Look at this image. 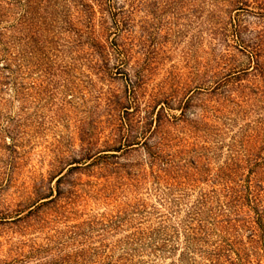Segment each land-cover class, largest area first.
Instances as JSON below:
<instances>
[{"label":"rangeland","instance_id":"rangeland-1","mask_svg":"<svg viewBox=\"0 0 264 264\" xmlns=\"http://www.w3.org/2000/svg\"><path fill=\"white\" fill-rule=\"evenodd\" d=\"M83 1L0 94V264H210L194 210L264 135V0Z\"/></svg>","mask_w":264,"mask_h":264},{"label":"trees","instance_id":"trees-1","mask_svg":"<svg viewBox=\"0 0 264 264\" xmlns=\"http://www.w3.org/2000/svg\"><path fill=\"white\" fill-rule=\"evenodd\" d=\"M73 2L80 13L85 9L88 18L91 7L84 5L83 0ZM52 5H55L53 0H0V94L10 88L17 91L24 57L22 45L28 35L36 46L42 44L45 33L59 34L55 26L57 19L48 12ZM261 9L264 10V4ZM40 10L44 11L43 16L39 15ZM70 31L77 33L73 26ZM238 32L239 27L235 31L237 39ZM92 42L93 47L100 48ZM241 132L242 140L230 150L226 170L221 169L215 177L221 188L201 195L193 213V221L198 223V242L206 243L216 234L213 251L200 250L210 264H264V135L261 141L257 137L253 142L247 140L245 145L247 130ZM214 207L216 215L212 214Z\"/></svg>","mask_w":264,"mask_h":264}]
</instances>
